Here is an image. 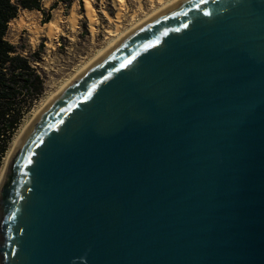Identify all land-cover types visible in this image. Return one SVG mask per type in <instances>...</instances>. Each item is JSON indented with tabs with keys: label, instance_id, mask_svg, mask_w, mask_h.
Wrapping results in <instances>:
<instances>
[{
	"label": "water",
	"instance_id": "water-1",
	"mask_svg": "<svg viewBox=\"0 0 264 264\" xmlns=\"http://www.w3.org/2000/svg\"><path fill=\"white\" fill-rule=\"evenodd\" d=\"M0 264H264V0H176L63 86L0 179Z\"/></svg>",
	"mask_w": 264,
	"mask_h": 264
},
{
	"label": "rangeland",
	"instance_id": "rangeland-1",
	"mask_svg": "<svg viewBox=\"0 0 264 264\" xmlns=\"http://www.w3.org/2000/svg\"><path fill=\"white\" fill-rule=\"evenodd\" d=\"M90 1L96 14V29L94 33H91L88 26L89 20L85 15L86 0H40L44 11L32 9L36 12V21L32 25L43 24V20L46 17H50V19L54 16L61 17V27L55 31L51 42L46 36H39L32 40L28 32L30 28L27 25H23L20 28L8 27L7 37L11 43L17 46L18 52L27 55L37 50L38 47H42L40 49L41 60L35 61V63L38 65V71L44 80V90L31 110L25 114L21 124L31 116L33 108L37 107L43 98L55 91L65 78L74 73L86 60L108 43L109 38H107L106 30L116 28L117 24L120 29L123 28L122 30H124L162 4V1L160 2L159 0H123L122 20L121 22H116L114 0ZM163 1L168 2L169 0ZM72 9L77 14L75 26L71 17ZM21 11H19L18 15ZM51 43H53V47L50 46ZM4 157L0 171L4 164Z\"/></svg>",
	"mask_w": 264,
	"mask_h": 264
},
{
	"label": "trees",
	"instance_id": "trees-1",
	"mask_svg": "<svg viewBox=\"0 0 264 264\" xmlns=\"http://www.w3.org/2000/svg\"><path fill=\"white\" fill-rule=\"evenodd\" d=\"M22 9L44 11L40 0H0V166L14 133L44 90L35 63L42 47L25 55L7 37L10 20Z\"/></svg>",
	"mask_w": 264,
	"mask_h": 264
},
{
	"label": "bare ground",
	"instance_id": "bare-ground-1",
	"mask_svg": "<svg viewBox=\"0 0 264 264\" xmlns=\"http://www.w3.org/2000/svg\"><path fill=\"white\" fill-rule=\"evenodd\" d=\"M159 1L160 2L162 1V4H160L161 5L160 7L154 9L153 8L154 5H153V7H152L154 9L153 11L151 10V12L149 14H147L145 17L141 18L139 21H137V19H136L137 22H135V23H132V21H131L132 24L128 28L122 30L123 28L120 29V27L116 23L117 24L116 28L106 30L107 35H108L107 38H109V41H107L108 43L106 45H103V47L101 49H99L94 55H92L88 60H86L79 68H77L74 71V73L70 74L67 78H65L61 82V84L59 85V87L55 91L49 93L45 98H43L40 101V103L37 105V107H34L33 108L32 112H31V116L27 120H24V122L21 124V126L19 127L18 131L15 133V135L13 136V138H12L10 144H9V149L6 151V156L4 157V164H3V167H2V169L0 171V179L2 177V174H3L4 170H5V167L7 165V162L9 160V157L14 153V151H15V149H16L19 141H20V138L24 135L26 129L34 121V119L38 115L39 111L43 108V106L54 95H56V93L63 86H65L68 82H70L71 80H73L81 72V70L83 68L91 65L97 59V57L99 55H101L103 53V51L106 48H108L110 45H112L117 39L121 38L124 34H126L128 31H130L138 23L146 20L147 18H149L153 14L157 13L158 11H160L165 6H168V5L172 4V3H174L176 0H169L168 2H164L163 0H159ZM122 2H123V0H114V3H113V6L116 8V16H115V21L116 22H121V20H122V15H123V3ZM151 5H152V2H151ZM76 15L77 14H75L74 9H72V11H71V17H72L73 25L74 26H75V22H76ZM85 15H86V17L89 20L88 26H89L90 31H91V33H94V31L96 29L95 28V24H96V14H95V10H94V8H93L92 3H91L90 0H86V3H85ZM139 18H140V16H139ZM35 21H36V12H35V10H32V9H22V11L18 15V17L13 18L12 20H10V22H9V28H10V26L11 27L20 28L23 25H27V26H29L28 28H30V30L28 32L30 33V36L32 37V40L33 39L35 40V38H37L39 36H46V37H48V39L51 42L52 41V38H53V36L55 34V31H57L61 27L60 26L61 17H57V16H54L53 18L50 19V21H47V22H45V23H43L41 25H35V24L32 25ZM71 27H73V26H71ZM70 29H72V28H70ZM50 46L53 47V43H51Z\"/></svg>",
	"mask_w": 264,
	"mask_h": 264
}]
</instances>
